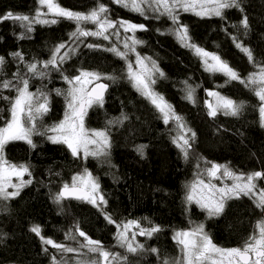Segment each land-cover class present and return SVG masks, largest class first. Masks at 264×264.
<instances>
[{"label": "trees", "instance_id": "1", "mask_svg": "<svg viewBox=\"0 0 264 264\" xmlns=\"http://www.w3.org/2000/svg\"><path fill=\"white\" fill-rule=\"evenodd\" d=\"M98 2L108 7L112 20L145 25L146 30L135 33L143 41L136 45V52L150 57L164 72V77H156L155 91L196 133L188 159L172 143V137L177 135L175 124L165 125L160 113L132 87L127 79L126 61L104 50L114 44L92 36L73 43L69 41V34L76 26L62 18L56 24H33V31L26 33L20 22L2 17L9 12L33 17L39 7L38 0H0V56L5 58L0 81L18 83L14 74L19 72L20 76L29 78V91L39 89L48 93L49 111L36 121L39 132L64 118L65 97L57 95L55 90L66 91L69 85L57 71H50L44 79L31 77L26 70L27 63L48 60L55 46L66 43L67 48L74 47L76 52L62 65L64 75L73 76L83 69L117 77L115 81L101 80L108 84L103 106L93 105L84 120L87 129L108 131L111 147L107 156L73 157L66 145L53 144L47 139L50 132L33 135L35 148L22 140L5 146L4 157L9 162L29 167L31 175L25 174L23 179L31 183L22 187L16 197L0 199V264H52V256L57 260L63 258L31 231L36 225L43 237L61 244L66 242V234H76L75 228L79 227L109 251L126 256V264H164L165 260L171 264L178 257L174 233L199 224L217 246L242 247L256 233L257 223L264 220V209L257 208L253 199L241 196L228 200L218 216L209 217L196 204H187L185 197L187 186L197 172L211 163L227 165L237 174L264 172V127L259 99L239 81H228L221 73L206 71L194 51L178 41L173 34L175 26L166 16L157 18V14L148 10L145 18L113 0H58L65 9L85 13ZM240 5L243 11L227 9L224 19L201 18L179 11V21L187 26L192 43L219 55L242 78H247L264 66V0H240ZM244 16L248 18L247 30L240 23ZM47 19L52 16L48 15ZM84 27L92 29L93 26ZM21 35L23 39L19 38ZM232 37L252 51L255 65L236 48ZM88 44L102 47L89 48ZM14 52L22 54L23 62L11 55ZM189 85L195 90V103L185 98ZM208 90H216L242 104L240 114L220 113L210 117L206 107L210 98ZM0 95L11 98L16 93L3 90ZM8 108L9 102L0 99V126L9 119ZM122 114L127 116L122 123L109 124ZM141 145L145 146L142 153L137 150ZM85 170L96 178L100 193L107 201L102 210L83 200L68 199L57 204L54 197L62 186L71 184L72 178ZM257 188H264V179L257 181ZM104 213L118 223L135 220L144 228L159 226L160 231L151 237L137 235L136 240L144 249L128 253L116 244V226L108 223ZM152 248L157 252L153 253ZM67 257H70L67 264H76L71 255Z\"/></svg>", "mask_w": 264, "mask_h": 264}, {"label": "snow or ice", "instance_id": "2", "mask_svg": "<svg viewBox=\"0 0 264 264\" xmlns=\"http://www.w3.org/2000/svg\"><path fill=\"white\" fill-rule=\"evenodd\" d=\"M113 3L145 18H148L146 15L148 10L157 14V18L161 16L169 18L175 26L173 34L182 46L194 51L202 60L206 71L221 73L228 81H239L254 92L260 101L259 113L261 126L264 127V66H260L256 71L250 73L247 78H242L219 55L210 53L192 43L187 26L179 21V11L191 12L201 18L220 17L224 19V12L227 9L243 11L240 0H113ZM38 4L39 7L33 17L13 15L9 12L2 19L20 22L26 33L33 31V24H56L61 18L71 21L76 26L75 30L69 34V41L73 43L89 36L109 40L111 35L119 37L120 29L124 33H131L124 39V51L115 45L104 48V50L110 51L121 60L126 61L127 79L132 87L160 113L165 125L170 122L175 124L177 135L172 137V143L180 150L184 158L188 159L196 133L187 126L183 117L175 112L173 106L155 91L153 85L156 83V77L157 75L161 78L164 77V72L150 57H142L136 52V45L142 44L143 41L137 39L135 33L146 30L145 25L123 19L112 20L108 15V7L99 2L86 13L65 9L58 3V0H38ZM44 8L47 9V12L43 11ZM48 15H51L52 19L45 18ZM240 23L245 30L248 29L247 16H244ZM86 24L94 25V30L85 28L84 25ZM19 38L23 39L24 35ZM232 39L236 48L247 56L250 63L255 65L252 51L239 42L236 37H232ZM87 47L101 48L102 46L88 44ZM65 48H67V44L60 43L52 49L48 60L33 61L26 64L27 73L31 74V77L44 79L50 75V71H57L69 85L66 91L55 90L57 95H64L65 97L66 109L63 120L45 129L44 132L37 130L36 121L49 111L48 93L39 89L36 92L29 91V78L20 76L19 72L14 74V79L18 83H14L12 80L0 81V92L13 90L16 93L11 98L0 95V99L9 102V119L5 121L3 126H0V199L2 200L16 197L22 187L31 183V180L23 179L25 174L31 175L27 165L12 164L4 157L5 146L11 141L22 140L35 148L36 145L32 140L33 135H47L51 132L54 135H47V139L53 144L66 145L73 157H80L82 154L84 159L89 156L98 159L108 155V150L111 147L108 131L87 129L84 120L87 110L93 105L103 106L104 93L108 84L99 81L102 79L115 81L117 77L83 69L78 70V74L73 76L64 75L62 65L76 52L74 47L67 48V51L62 52ZM130 52L136 55L135 68L128 61ZM11 55L23 62V56L20 52H14ZM4 63L5 58L0 56V69ZM194 91L190 85L187 86L185 98L192 103H195ZM208 96L215 97L214 104L206 102L210 117L215 118L220 113L226 116H238L240 114L242 104L224 97L216 91H208ZM125 119L127 116L122 114L121 117L109 121V124L122 123ZM144 147L141 145L137 150L142 153ZM13 177L18 183L13 182ZM204 177H207V182ZM261 179H264V172L262 171L237 174L227 165L211 163L203 171L197 172L196 178L187 186L188 191L185 199L187 204L194 203L202 211H206L209 217L218 216L223 211L226 201L239 199L241 196L253 199L257 208L264 209V188H257V181ZM214 180H230L231 183L217 186V184L212 183ZM9 188L14 190L9 191ZM68 198L86 201L101 210L102 206L107 203L100 193L98 181L87 170L83 174L74 176L71 184L65 183L54 197L57 204ZM104 215L108 223L116 226V244L128 253L135 254L144 249L143 244L136 242L137 235L151 237L160 231V227L156 225L144 228L135 220L118 223L109 214L104 213ZM133 229H138V231H132ZM31 231L40 236L45 245H50L62 254L81 255L82 250H86L87 253L95 256L89 261L77 260L76 264H126L127 262L126 256L112 253L100 241L88 237L79 227L75 228V233L78 236L72 232L66 234V239L77 241L79 245L77 248L43 237L38 225L33 226ZM78 237H82L83 241L80 242ZM173 239L180 246L182 256L172 261L171 264H264V220L257 223L256 233L251 235L242 247L222 248L217 246L205 233L202 224L195 225L186 231L175 232ZM151 251L156 253L157 249L152 248ZM51 259L52 264H67L63 258L57 260L56 256H52ZM164 264H169V261L165 260Z\"/></svg>", "mask_w": 264, "mask_h": 264}, {"label": "rangeland", "instance_id": "3", "mask_svg": "<svg viewBox=\"0 0 264 264\" xmlns=\"http://www.w3.org/2000/svg\"><path fill=\"white\" fill-rule=\"evenodd\" d=\"M38 6H39V4H38ZM43 11L44 12H47V9L46 8H44L43 9ZM45 18H47V17H45ZM93 27H91L93 30H94V25H92ZM120 31V36L119 37H117V36H115V35H111L110 36V39L109 40H104V39H102V38H98V39H101V40H104V41H106V42H109V43H111V45L112 44H114V45H118L119 46V48H120V50L121 51H124L125 49L123 48V42H124V39H125V36H129V34L130 33H124L123 32V30L122 29H120L119 30ZM97 38V37H96ZM111 38H112V40L113 41H111ZM128 61H130L132 64H133V67L135 68L136 67V64H135V61H136V55H135V53H129V55H128ZM209 63H211V61H209ZM99 82H101V81H99ZM208 91H210V90H208ZM208 91H207V94H208ZM211 91H216V90H211ZM217 92V91H216ZM207 102H211V103H215V97H210L209 98V101H207ZM63 120V119H62ZM50 135H54V133H51L50 132ZM12 164H14V163H12ZM16 165H19V164H16ZM25 177V176H24ZM206 180V182H207V179H205ZM13 182L14 183H18V181L16 180V178L15 177H13ZM212 183H215V184H217V186H223V184L224 183H228V184H230L231 183V181L230 180H225V181H219V180H214V181H212ZM9 191H13L14 189H11V188H9L8 189ZM194 227V226H193ZM193 227H191V228H193ZM191 228H188V229H186V230H189V229H191ZM185 230V231H186ZM132 231H138V230H136V229H133ZM175 234V233H174ZM78 236V235H77ZM78 240L80 241V242H82L83 241V238L82 237H78ZM175 241V240H174ZM136 242H137V240H136ZM175 243H176V241H175ZM63 244H65V245H67V246H70V247H73V248H77L79 245H78V243H77V241H74V240H70V239H66V242L65 243H63ZM176 245H177V247H178V257H177V259H179V258H181V256H182V253H181V251H180V246L176 243ZM50 246V245H49ZM112 253H117V252H112ZM62 254V253H61ZM67 255H71V259L73 260V261H75V260H78V259H80V258H82L84 261H89V260H91V259H94L95 258V256H94V254H89V253H87L86 252V250H82V254L81 255H76V254H73V253H67V254H62V256H63V258L65 259V261H69L70 259V257L68 258L67 257ZM176 259V260H177ZM76 262V261H75ZM75 264V263H74Z\"/></svg>", "mask_w": 264, "mask_h": 264}, {"label": "water", "instance_id": "4", "mask_svg": "<svg viewBox=\"0 0 264 264\" xmlns=\"http://www.w3.org/2000/svg\"><path fill=\"white\" fill-rule=\"evenodd\" d=\"M101 83V82H100ZM107 91V90H106ZM106 91H105V93H104V97H105V94H106ZM61 190V189H60ZM59 190V191H60ZM68 199H74V198H68ZM68 199H64V200H68ZM74 200H78V199H74ZM139 236V235H138ZM139 237H142V236H139Z\"/></svg>", "mask_w": 264, "mask_h": 264}]
</instances>
